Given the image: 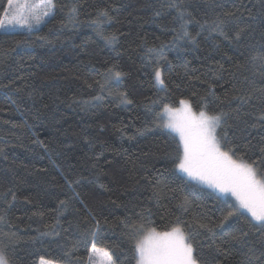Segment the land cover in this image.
<instances>
[{"label":"trees","instance_id":"16d2710c","mask_svg":"<svg viewBox=\"0 0 264 264\" xmlns=\"http://www.w3.org/2000/svg\"><path fill=\"white\" fill-rule=\"evenodd\" d=\"M7 2L0 0V18ZM53 3L52 15L31 31L0 30V248L9 264H89L85 234L96 221V245L115 264H136L125 224L168 231L177 217L204 264H264V230L247 214L216 229L214 243L196 228L197 220L219 223L223 201L235 199L218 201L219 193L175 171L174 134L156 126L164 104L186 99L199 111L206 103L209 114L228 113V137L246 159L260 156L264 126L250 125L264 113V79L250 56L264 48V0ZM218 19L227 39L214 30ZM150 48H163L166 60L147 58ZM110 68L122 76L102 92L96 81L104 83Z\"/></svg>","mask_w":264,"mask_h":264},{"label":"snow or ice","instance_id":"6c2138e0","mask_svg":"<svg viewBox=\"0 0 264 264\" xmlns=\"http://www.w3.org/2000/svg\"><path fill=\"white\" fill-rule=\"evenodd\" d=\"M8 2L11 5L13 0H8ZM36 3L44 8L39 15L34 11ZM54 6L53 0H32L31 3L30 0H23L22 6L12 11L9 19L0 18V29L26 27L31 31L44 22V17L51 15L50 10ZM72 12H75V8L72 9ZM4 15H9V13L5 12ZM101 15L106 16L107 13H101ZM233 15L234 13L231 12L224 14L225 17H232ZM224 22L222 19L214 22V30H220L221 35H225L221 29ZM181 27L184 26L181 25ZM243 31V28L237 31L234 38L238 40ZM187 36L189 34L185 30L181 38ZM189 38L191 39V37ZM225 38L228 37L225 35ZM115 39L116 37L113 36L111 41ZM153 56L156 58L157 64L160 60H166L163 48L159 51L148 49L146 57L152 58ZM250 61L254 65L259 62V75L264 79V48L255 55H251ZM121 76V72L110 68L105 74L104 83L99 81L96 83L103 92L107 89L110 80H120ZM154 78L161 90L166 91L163 72L159 67L154 68ZM260 91L264 92V89H260ZM109 95H111L110 91ZM120 95L123 98L122 102L132 103L125 94L121 93ZM94 99L100 100L102 97L97 96ZM177 103L179 107L176 108L169 104L162 105L163 111L156 117L160 121L156 125L157 127L168 129L170 133L174 134L172 136L175 141L174 170L185 174L190 181L195 182V185L206 186L219 193L218 201L221 196L235 198L234 204L223 201L228 210L219 223H205L197 220L195 221L196 228L204 230L208 239L214 243L217 236L216 229H223L229 219L233 217L239 218L247 214L246 219L252 227L264 230V147L259 149L260 156L257 159L250 156L246 159L245 155L241 154L240 146L234 144L228 137L225 128L228 113L221 111L209 114L205 110L207 108L206 103L202 105L201 110L196 112L193 110L191 102L186 99H180ZM258 126H264V113L257 117V123L250 125L253 129ZM157 183L159 184V182ZM163 195L162 188L154 189L153 197L158 202ZM190 207V201L185 197L180 208L183 212H187ZM184 223L177 217L175 225L171 227L170 231L165 232H157L155 228L145 227L144 224L126 223L125 227H130L133 233V251L138 256L136 264H204L201 254L193 245L192 232L185 231L182 226ZM188 227L192 228V225H188ZM98 232H100V225L99 221H96L95 231L85 234L86 239L89 236L91 238L92 253H102L106 264H115L107 248L97 247ZM228 235H231L233 240L240 239L232 233H228ZM242 235L247 236L248 233L243 232ZM216 250L220 251L219 248ZM92 259L93 257L90 256L89 260L92 261ZM0 264H9L3 248H0ZM41 264H52V262L41 258Z\"/></svg>","mask_w":264,"mask_h":264},{"label":"rangeland","instance_id":"374dc122","mask_svg":"<svg viewBox=\"0 0 264 264\" xmlns=\"http://www.w3.org/2000/svg\"><path fill=\"white\" fill-rule=\"evenodd\" d=\"M32 2V0H30V3ZM23 4V0H13V3L11 5H9V2H7V6H6V9H5V12H8L9 15H4L2 18L7 20L10 18V14L12 11L16 10L17 8L21 7ZM24 11H27L26 9H23ZM44 10L43 6L40 5L39 3H36V6H35V9L34 11L36 12L37 15H39L40 13H42V11ZM51 11V15H52V12H53V8L50 10ZM4 12V14H5ZM50 15V16H51ZM50 16L48 17H44V21L46 19H48ZM39 26V25H38ZM36 26V27H38ZM34 27V28H36ZM33 28V29H34ZM0 30H28L26 27H8L6 29H0ZM173 108H176V107H179V105L177 106H172ZM193 108V107H192ZM194 111H196L194 108H193ZM198 112V111H196ZM185 175V174H184ZM234 198V197H233ZM235 199V198H234ZM156 230V229H155ZM157 232H165V231H159V230H156ZM170 231V230H168ZM98 248H102V247H99L97 246ZM90 256L93 257L92 261L89 260V264H106V260H105V257L103 256L102 253L100 254H93L92 251L90 252ZM46 261H51L52 264H62V263H59V262H55L53 260H48V259H44ZM41 261V260H40ZM41 264V262H40Z\"/></svg>","mask_w":264,"mask_h":264},{"label":"crops","instance_id":"0c3cea01","mask_svg":"<svg viewBox=\"0 0 264 264\" xmlns=\"http://www.w3.org/2000/svg\"><path fill=\"white\" fill-rule=\"evenodd\" d=\"M41 262V261H40ZM40 264V263H39Z\"/></svg>","mask_w":264,"mask_h":264}]
</instances>
